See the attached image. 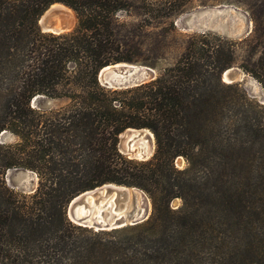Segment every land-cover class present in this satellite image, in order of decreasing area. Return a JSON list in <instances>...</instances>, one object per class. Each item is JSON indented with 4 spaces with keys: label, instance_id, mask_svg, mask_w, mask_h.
Wrapping results in <instances>:
<instances>
[{
    "label": "trees",
    "instance_id": "trees-1",
    "mask_svg": "<svg viewBox=\"0 0 264 264\" xmlns=\"http://www.w3.org/2000/svg\"><path fill=\"white\" fill-rule=\"evenodd\" d=\"M52 3L73 12L72 31H39ZM122 12L136 8L130 0H0V133L16 137L0 144V264H264V105L221 81L234 65L232 44L189 37L153 80L106 89L96 79L102 67H152L143 53H163L147 39V19L126 26ZM245 71L264 91V42ZM36 97L65 103L40 109ZM127 128L153 135L150 159L118 152ZM8 169L32 172L35 189L6 186ZM106 183L143 191L148 218L98 232L70 224L67 202Z\"/></svg>",
    "mask_w": 264,
    "mask_h": 264
},
{
    "label": "rangeland",
    "instance_id": "rangeland-1",
    "mask_svg": "<svg viewBox=\"0 0 264 264\" xmlns=\"http://www.w3.org/2000/svg\"><path fill=\"white\" fill-rule=\"evenodd\" d=\"M130 2L135 6L136 13H119L116 17L117 22L126 26L138 23L141 25L142 21L147 19L149 23H144L147 25L143 28L148 32L147 39L150 40V44L159 41L163 53H159V57L154 59H151L149 54L143 53L141 58L154 64L150 68L156 74L160 69L172 63L174 56L187 38L198 37L201 34L215 36L226 41V43L230 42L234 49V65L230 68L237 70L240 78L233 83L238 84L239 88L254 102L264 105V91L261 84L253 75L245 71V68H254V63L262 50L264 42V0H130ZM147 42L149 44V41H146L145 44ZM125 64L146 66L138 63ZM32 100L30 101L32 107L45 110L57 108L65 103L64 100L47 98ZM15 142L16 137L12 133L7 131L0 133V144L11 146ZM173 164L178 170L185 167V162L181 157L175 158ZM20 171L24 170L8 169L1 178L5 185L15 192L29 194L36 187V177L31 172V177L25 176L23 180L19 181L15 173ZM144 195L146 196L145 193ZM130 200L131 198L125 206L126 212L133 209L134 204ZM169 205L172 209H176L180 206V200L173 198ZM135 206L136 208L141 207L137 196ZM84 210L86 211L87 208ZM95 210H91L93 214L90 213L89 217L94 216ZM150 210L151 205L148 199L147 218ZM67 221L77 226L68 219ZM85 229L98 232L87 227Z\"/></svg>",
    "mask_w": 264,
    "mask_h": 264
},
{
    "label": "water",
    "instance_id": "water-1",
    "mask_svg": "<svg viewBox=\"0 0 264 264\" xmlns=\"http://www.w3.org/2000/svg\"><path fill=\"white\" fill-rule=\"evenodd\" d=\"M74 19L69 8L61 3H52L40 13L36 25L41 33L58 35L72 31L75 27ZM227 70L229 71L227 72ZM155 76V71L147 66L114 63L99 69L96 79L99 85L106 89H129L147 83ZM238 78H240L239 72L231 68L225 69L221 73V81L225 84H231ZM117 150L127 159L146 161L154 153L153 135L144 128H127L118 135ZM31 174L27 170L15 173L19 181L23 180L25 176L31 177ZM102 187L104 189L103 196L92 197L91 202L94 205L98 202L101 203L98 215L89 217L91 210H84L88 207L86 195L87 193H97ZM109 195H112V199L106 202L108 198L104 197ZM136 196L141 203L139 208L135 206ZM130 198L134 206L131 211L126 212L125 206ZM147 205L148 199L142 191L106 183L72 197L66 204L65 216L77 226L91 228L94 231H110L133 226L146 220ZM80 210H84L82 215L79 213Z\"/></svg>",
    "mask_w": 264,
    "mask_h": 264
},
{
    "label": "bare ground",
    "instance_id": "bare-ground-1",
    "mask_svg": "<svg viewBox=\"0 0 264 264\" xmlns=\"http://www.w3.org/2000/svg\"><path fill=\"white\" fill-rule=\"evenodd\" d=\"M229 70H227V72H228ZM223 78L225 79V75L223 76ZM34 105V104H33ZM36 105V104H35ZM93 192V191H92ZM96 194V195H95ZM103 194H104V189H103V187L102 188H100L98 191H97V193H87V195H86V199H87V203H88V207H87V210H92V209H96L95 210V213H94V216H96V215H98V211H99V207L101 206V203L100 202H98L96 205H94V204H92L91 202H92V197H96V196H103ZM129 195H130V193H129ZM104 198H108L107 199V201L106 202H109L111 199H112V195H109V196H105ZM131 201V200H130ZM129 203V202H128ZM130 205H132V204H130ZM129 208V207H128ZM131 208V207H130ZM86 210V211H87ZM83 212H84V210H80V215H82L83 214ZM91 214H93V213H91Z\"/></svg>",
    "mask_w": 264,
    "mask_h": 264
}]
</instances>
